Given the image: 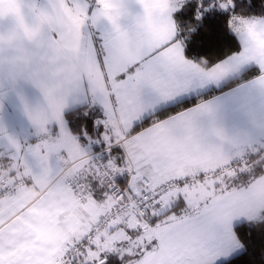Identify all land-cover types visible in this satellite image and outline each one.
Here are the masks:
<instances>
[{"label": "snow or ice", "instance_id": "snow-or-ice-1", "mask_svg": "<svg viewBox=\"0 0 264 264\" xmlns=\"http://www.w3.org/2000/svg\"><path fill=\"white\" fill-rule=\"evenodd\" d=\"M0 264H264V0H0Z\"/></svg>", "mask_w": 264, "mask_h": 264}, {"label": "clouds", "instance_id": "clouds-1", "mask_svg": "<svg viewBox=\"0 0 264 264\" xmlns=\"http://www.w3.org/2000/svg\"><path fill=\"white\" fill-rule=\"evenodd\" d=\"M64 197L62 194H56V203L60 207L63 206ZM50 213L47 209L40 212L34 225L36 236L42 241H52L58 236L57 228L49 222Z\"/></svg>", "mask_w": 264, "mask_h": 264}, {"label": "trees", "instance_id": "trees-1", "mask_svg": "<svg viewBox=\"0 0 264 264\" xmlns=\"http://www.w3.org/2000/svg\"><path fill=\"white\" fill-rule=\"evenodd\" d=\"M206 50L211 51V47L209 46ZM98 111H99V109H98ZM100 115H102V112L100 113Z\"/></svg>", "mask_w": 264, "mask_h": 264}]
</instances>
